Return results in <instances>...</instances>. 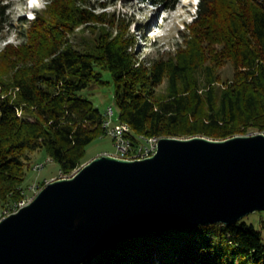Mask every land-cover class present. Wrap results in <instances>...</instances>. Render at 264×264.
Segmentation results:
<instances>
[{
  "label": "trees",
  "instance_id": "obj_1",
  "mask_svg": "<svg viewBox=\"0 0 264 264\" xmlns=\"http://www.w3.org/2000/svg\"><path fill=\"white\" fill-rule=\"evenodd\" d=\"M105 16L87 0H54L23 29L25 42L0 51L4 207L25 197L35 152L44 150L63 175L89 160L87 146L106 135V113L82 92L110 84L105 73L116 86L119 120L130 124L136 144L141 135L226 139L264 131V0H201L184 44L161 59H138L121 28L73 43L70 35L83 24L93 32L98 24L119 26ZM228 61L234 74L222 79L218 69ZM164 80L167 91L159 94ZM82 264H264V238L244 218L148 231L117 240Z\"/></svg>",
  "mask_w": 264,
  "mask_h": 264
},
{
  "label": "water",
  "instance_id": "obj_2",
  "mask_svg": "<svg viewBox=\"0 0 264 264\" xmlns=\"http://www.w3.org/2000/svg\"><path fill=\"white\" fill-rule=\"evenodd\" d=\"M264 210V133L162 137L143 159L99 155L0 220V264H82L148 231Z\"/></svg>",
  "mask_w": 264,
  "mask_h": 264
},
{
  "label": "rangeland",
  "instance_id": "obj_3",
  "mask_svg": "<svg viewBox=\"0 0 264 264\" xmlns=\"http://www.w3.org/2000/svg\"><path fill=\"white\" fill-rule=\"evenodd\" d=\"M52 1L54 0H35L34 5L28 7L27 0H9L7 4L4 3V0H0V45H2L0 51L8 44L18 45L25 42L23 29L28 28L40 11L46 9ZM17 3L24 14H18L15 7ZM87 3L92 11L97 14H106L107 19H114L116 24L119 23V26L98 24L95 26L97 27L95 31L98 32H93L92 28L88 27V23L83 24L70 35L73 43L80 46L85 45L90 39L95 38L102 28L108 29L114 35L121 28L134 41L132 51L138 59H161L171 57L177 52L179 45L184 44L183 33L198 16L201 0H160L158 2L153 0H87ZM29 12L34 15L35 19L28 18ZM234 70L233 64L229 61L224 62L218 69L222 79L231 77ZM105 78L111 83L91 86L85 89L82 94L93 100L94 104L104 113L112 106L118 115V107L114 98L115 83L108 73H105ZM167 88L168 83L164 80L157 87V92L163 94ZM260 132L255 131L254 133ZM114 150L113 138L110 135L98 137L87 146L89 160L84 164L96 156L103 155L106 151L113 152ZM32 157L33 160L30 163V169H28V179L24 185L25 196L30 199H34L47 183L62 178L63 175L59 170L58 163L53 159L50 160L51 157L44 150L35 152ZM38 163H43L45 166L41 170H36L34 167ZM44 183L46 184L43 185ZM11 207L13 208L14 205L4 207L0 203V220L10 214ZM244 219L261 230L264 238V210L253 212Z\"/></svg>",
  "mask_w": 264,
  "mask_h": 264
},
{
  "label": "built area",
  "instance_id": "obj_4",
  "mask_svg": "<svg viewBox=\"0 0 264 264\" xmlns=\"http://www.w3.org/2000/svg\"><path fill=\"white\" fill-rule=\"evenodd\" d=\"M106 119L107 135H110L113 138L115 150L113 152L106 151L103 153V155H113L130 160L143 159L151 156L153 153L154 142L156 141L157 137L160 136L146 137L141 135L140 137L143 140L142 143L136 144L130 135L132 132V127L129 123L119 120V117L112 106H110L106 112ZM50 160H52V158ZM44 166L45 164L41 163L40 165H35V169L41 170ZM62 178L67 177L62 176ZM32 199L25 196L17 203L30 202Z\"/></svg>",
  "mask_w": 264,
  "mask_h": 264
},
{
  "label": "bare ground",
  "instance_id": "obj_5",
  "mask_svg": "<svg viewBox=\"0 0 264 264\" xmlns=\"http://www.w3.org/2000/svg\"><path fill=\"white\" fill-rule=\"evenodd\" d=\"M103 127H104V129H105V131H106V135H107V119L105 120V122H104V124H103ZM162 137H157V139H156V141L154 142V148H153V153L151 154V156L152 155H154L156 152H157V150H158V145H159V141H160V139H161ZM41 163H38V164H36V165H40ZM35 168V167H34ZM75 173H73L72 175H69V176H63V177H72L73 175H74ZM61 176V175H60ZM33 200V199H32ZM31 202V201H30ZM30 202H21V203H17V204H15V206L11 209L12 211H11V213H13V212H16L17 210H19L21 207H23V206H25V205H27L28 203H30Z\"/></svg>",
  "mask_w": 264,
  "mask_h": 264
},
{
  "label": "clouds",
  "instance_id": "obj_6",
  "mask_svg": "<svg viewBox=\"0 0 264 264\" xmlns=\"http://www.w3.org/2000/svg\"><path fill=\"white\" fill-rule=\"evenodd\" d=\"M8 2H9V0H4L5 4H7ZM27 3H28V7H32L34 5V3H35V0H27ZM15 7L17 9L18 14H24L23 11L20 9V6H19L18 3L15 5ZM28 18L30 20L31 19H35L34 15L31 12L28 13ZM0 48H2V45H0Z\"/></svg>",
  "mask_w": 264,
  "mask_h": 264
}]
</instances>
